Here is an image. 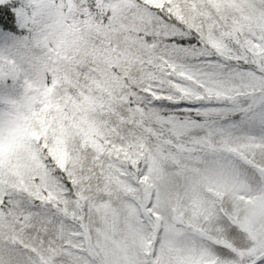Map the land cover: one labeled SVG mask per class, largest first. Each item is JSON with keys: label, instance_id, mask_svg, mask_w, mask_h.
<instances>
[{"label": "snow or ice", "instance_id": "snow-or-ice-1", "mask_svg": "<svg viewBox=\"0 0 264 264\" xmlns=\"http://www.w3.org/2000/svg\"><path fill=\"white\" fill-rule=\"evenodd\" d=\"M0 264H264V0H0Z\"/></svg>", "mask_w": 264, "mask_h": 264}]
</instances>
